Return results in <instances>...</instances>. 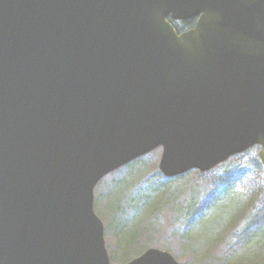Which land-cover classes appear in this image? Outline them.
I'll return each mask as SVG.
<instances>
[{
    "label": "water",
    "instance_id": "95a60500",
    "mask_svg": "<svg viewBox=\"0 0 264 264\" xmlns=\"http://www.w3.org/2000/svg\"><path fill=\"white\" fill-rule=\"evenodd\" d=\"M254 146L264 168V0H0V264H111L103 178L158 148L173 178Z\"/></svg>",
    "mask_w": 264,
    "mask_h": 264
},
{
    "label": "rangeland",
    "instance_id": "374dc122",
    "mask_svg": "<svg viewBox=\"0 0 264 264\" xmlns=\"http://www.w3.org/2000/svg\"><path fill=\"white\" fill-rule=\"evenodd\" d=\"M259 151L207 173L167 178L159 148L104 178L95 211L111 264H128L149 249L169 252L179 264H264Z\"/></svg>",
    "mask_w": 264,
    "mask_h": 264
},
{
    "label": "trees",
    "instance_id": "16d2710c",
    "mask_svg": "<svg viewBox=\"0 0 264 264\" xmlns=\"http://www.w3.org/2000/svg\"><path fill=\"white\" fill-rule=\"evenodd\" d=\"M195 22H196V19H192V20H189V21H185L181 24H179L178 26H176L179 31H182L183 29H191L194 27L195 25ZM182 26V27H181ZM181 178V177H180ZM179 178V179H180Z\"/></svg>",
    "mask_w": 264,
    "mask_h": 264
},
{
    "label": "flooded vegetation",
    "instance_id": "af4514ba",
    "mask_svg": "<svg viewBox=\"0 0 264 264\" xmlns=\"http://www.w3.org/2000/svg\"><path fill=\"white\" fill-rule=\"evenodd\" d=\"M182 27V26H181ZM183 30H186V29H183Z\"/></svg>",
    "mask_w": 264,
    "mask_h": 264
}]
</instances>
